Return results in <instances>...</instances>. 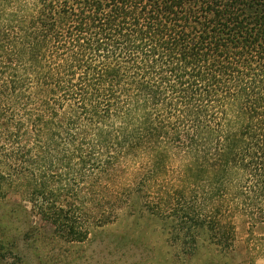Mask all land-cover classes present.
<instances>
[{
    "label": "trees",
    "instance_id": "1",
    "mask_svg": "<svg viewBox=\"0 0 264 264\" xmlns=\"http://www.w3.org/2000/svg\"><path fill=\"white\" fill-rule=\"evenodd\" d=\"M15 180L69 241L90 230L61 193L127 182L226 247L246 217L264 253V0H0Z\"/></svg>",
    "mask_w": 264,
    "mask_h": 264
},
{
    "label": "rangeland",
    "instance_id": "2",
    "mask_svg": "<svg viewBox=\"0 0 264 264\" xmlns=\"http://www.w3.org/2000/svg\"><path fill=\"white\" fill-rule=\"evenodd\" d=\"M13 185L0 192V264H264V253L251 248L263 230H250L242 215L235 218L234 243L226 247L206 231L183 229L172 207L155 203L142 185L102 190L92 184L78 197L71 189L61 193L90 230L86 240L69 241L20 196L16 180Z\"/></svg>",
    "mask_w": 264,
    "mask_h": 264
}]
</instances>
